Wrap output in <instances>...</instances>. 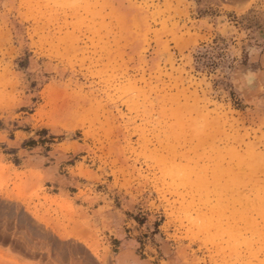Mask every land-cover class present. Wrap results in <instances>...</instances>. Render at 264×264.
I'll return each mask as SVG.
<instances>
[{
    "label": "rangeland",
    "instance_id": "1",
    "mask_svg": "<svg viewBox=\"0 0 264 264\" xmlns=\"http://www.w3.org/2000/svg\"><path fill=\"white\" fill-rule=\"evenodd\" d=\"M0 264H264V0H0Z\"/></svg>",
    "mask_w": 264,
    "mask_h": 264
},
{
    "label": "bare ground",
    "instance_id": "2",
    "mask_svg": "<svg viewBox=\"0 0 264 264\" xmlns=\"http://www.w3.org/2000/svg\"><path fill=\"white\" fill-rule=\"evenodd\" d=\"M225 244V243H224ZM220 247H219V249H218V252H216V256L218 255H220L221 253H223L224 251V248H226V247H224V245L221 243V245H219ZM220 251H221V253H220Z\"/></svg>",
    "mask_w": 264,
    "mask_h": 264
}]
</instances>
